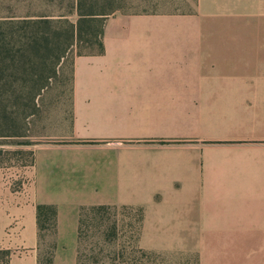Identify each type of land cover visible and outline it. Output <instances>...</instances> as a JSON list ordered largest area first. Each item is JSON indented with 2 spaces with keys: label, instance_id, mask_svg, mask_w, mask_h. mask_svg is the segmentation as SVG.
Wrapping results in <instances>:
<instances>
[{
  "label": "crops",
  "instance_id": "1",
  "mask_svg": "<svg viewBox=\"0 0 264 264\" xmlns=\"http://www.w3.org/2000/svg\"><path fill=\"white\" fill-rule=\"evenodd\" d=\"M104 48L74 59L73 139L0 183L6 264H38V205L55 208L52 264H77L91 205L142 209L146 250L264 264V0L116 15Z\"/></svg>",
  "mask_w": 264,
  "mask_h": 264
},
{
  "label": "rangeland",
  "instance_id": "2",
  "mask_svg": "<svg viewBox=\"0 0 264 264\" xmlns=\"http://www.w3.org/2000/svg\"><path fill=\"white\" fill-rule=\"evenodd\" d=\"M78 0H0V22L5 20H17L23 17L37 18L39 15H48L52 18L64 15L69 21L77 19ZM86 6L94 5L97 10H110L117 8L105 20L114 19L116 15H138L149 13H184L194 10L196 0H83ZM8 29L0 23V37ZM32 30H28L30 34ZM8 41L9 36L6 35ZM104 41V36H103ZM97 47L88 44L86 47H73L57 65V73L48 87L37 98L38 111L34 115L26 116L22 109L14 105L15 95L9 92L0 95V124L3 115H10L13 124L11 133L21 135H0V183L20 185L28 179V170L33 162L34 148L40 143L66 142L73 139L72 136V90L73 63L77 52L92 53ZM5 74H13L15 64L8 62ZM19 75V74H18ZM17 76V75H15ZM14 76L1 78L3 83H13L16 87L25 85V81ZM28 88V87H27ZM6 105L7 110H2ZM36 105V106H37ZM29 112L32 106L27 107ZM26 112V113H27ZM24 135H23V134ZM2 134V129L0 130ZM108 213L112 219H116L117 235L106 249L105 261L109 264L112 258L119 259L123 264H198L197 253L193 250L178 252H156L146 250L139 244L140 211L138 208L116 206ZM50 236L44 239L43 248L50 242ZM99 239L98 236H88L84 242L87 248ZM86 249V250H85ZM3 255L0 253V261ZM0 264H2L0 262Z\"/></svg>",
  "mask_w": 264,
  "mask_h": 264
},
{
  "label": "trees",
  "instance_id": "3",
  "mask_svg": "<svg viewBox=\"0 0 264 264\" xmlns=\"http://www.w3.org/2000/svg\"><path fill=\"white\" fill-rule=\"evenodd\" d=\"M117 8L110 10H97L94 5L86 6L83 0L77 1L78 17L75 21H69L64 15L52 18L48 15H39L37 18L23 17L17 20H5L4 27L8 30L0 37V80L15 76L16 79L25 81V85L16 87L13 83H3L0 85V95L10 90L15 95L14 105L22 109L25 117L34 115L38 111L36 100L43 93V89L48 87L50 79L56 76V65L66 57L73 47H86L88 44L95 45L97 50L92 53L77 52L78 55H95L104 53V25L106 18ZM32 30L29 34L28 30ZM6 35L9 36L8 41ZM15 64V71L12 74H5L8 62ZM19 74V75H18ZM73 78V77H72ZM72 82V80H71ZM28 87V88H27ZM72 90V86H71ZM37 105V106H36ZM32 106L29 112L27 107ZM27 109V111H26ZM2 110H7L6 105ZM27 112V113H26ZM0 130L2 134L10 136L21 135L17 132L11 133L13 124L10 115H3ZM11 125V126H10ZM23 134V133H22ZM24 135V134H23ZM82 143H94V140L79 141ZM2 149L0 148V154ZM130 207V206H123ZM117 208L115 205H91L80 208L78 223V245L77 264H108L105 261L107 246L111 244L117 235L116 219L108 216L111 209ZM133 208V207H131ZM140 211V227L142 223V209ZM38 218V264H52L55 242V208L50 205L37 206ZM140 229V228H139ZM98 236L99 239L87 248L84 242L88 236ZM50 236L43 248L44 239ZM86 250V249H85ZM3 259L2 264L7 263L10 250H0ZM109 264H123L119 259L112 258Z\"/></svg>",
  "mask_w": 264,
  "mask_h": 264
}]
</instances>
